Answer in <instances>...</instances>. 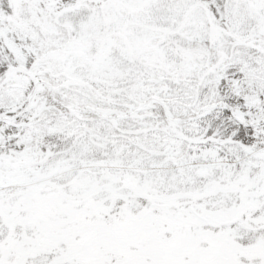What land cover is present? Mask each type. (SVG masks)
Listing matches in <instances>:
<instances>
[{"label": "rangeland", "instance_id": "obj_1", "mask_svg": "<svg viewBox=\"0 0 264 264\" xmlns=\"http://www.w3.org/2000/svg\"><path fill=\"white\" fill-rule=\"evenodd\" d=\"M24 1L0 0L28 20L0 14V116L21 132L8 155L0 134V264H264V176L252 190L157 106L125 117L159 96L190 136L229 96L261 110L264 0Z\"/></svg>", "mask_w": 264, "mask_h": 264}, {"label": "trees", "instance_id": "obj_2", "mask_svg": "<svg viewBox=\"0 0 264 264\" xmlns=\"http://www.w3.org/2000/svg\"><path fill=\"white\" fill-rule=\"evenodd\" d=\"M40 6H63L65 2L73 3L77 0H39ZM92 5L97 6H105L106 4L102 0H89ZM108 2V0H106ZM114 1V0H110ZM212 1V0H211ZM215 5L219 3L220 0H213ZM46 2V5L44 4ZM53 2H59L55 4ZM28 1L25 0L22 5L27 4ZM3 6V5H2ZM1 6V7H2ZM6 6V5H5ZM0 14L1 19L3 18V22H6L7 25L11 24L13 27L21 25V22H27L28 20L23 17L19 13L18 10L13 12L11 8H1ZM108 7V6H107ZM110 7V6H109ZM35 17V12H34ZM36 18H40L37 15ZM11 22V23H10ZM17 32H14L12 35H15ZM0 81H2L5 76L8 75V72H14L16 68H14L13 56L9 51L8 45L4 46L1 41L2 37L0 36ZM76 44L73 43L72 46ZM32 61V60H31ZM30 64V63H29ZM33 65V63L31 64ZM35 86L39 85L40 90L49 89V92H53V88L49 86V84L44 82L35 81ZM35 86L33 87L34 91L32 92L35 96H33V100L36 95L39 93L36 92ZM36 86V87H37ZM227 99V100H226ZM219 102H217L216 108L213 106H204L199 109L198 114L195 117H206L212 114L214 110H219L223 113V117L218 119L215 124H210L207 127L203 128L204 130L199 132V134L195 135H186L184 133L185 130L190 131L189 119H175L173 115H171L169 104L160 99L159 96H152L146 100L142 107H145L144 111L138 108H130L129 115L126 114L125 117L130 118L132 120H137L142 123V116L149 112V110H153V114L155 117L159 116L157 107L160 108L163 113V117L167 122V127L172 128V133L177 136L178 140L181 141H194L198 139L203 142L204 148H210L212 146L216 147L218 150V162L221 160L224 161L223 166H229L230 170L233 171L234 174L242 175V178L245 176L248 177L250 184L254 185L252 190L255 188V181H258L260 177L264 176V142L262 137L259 134V130L263 127L264 129V93L260 95V102L262 103L263 108L261 110H254L253 108L247 109L241 106L234 107L232 104L235 102L231 100V97H227ZM31 101V103L33 102ZM229 100V101H228ZM28 109L32 108V104ZM85 111L90 117L95 118L100 115V113L93 111L91 109H82ZM261 111V112H260ZM13 115L0 116V134L5 142L4 152L6 155L16 152L15 143L19 142L20 138L17 136H21V132H16L17 127H10V120ZM104 120V119H103ZM178 125V126H174ZM214 125V126H211ZM193 131L188 132L191 134ZM215 141V142H214ZM236 150H233L232 148ZM257 159V162H249L250 159ZM245 166L247 167L246 170ZM238 181L237 178H235ZM236 201V200H234ZM228 205H231L228 204ZM190 214L194 216L193 211H190ZM249 230V229H248ZM261 232H256L254 235H259ZM253 235V236H254ZM242 243H249L252 237H242Z\"/></svg>", "mask_w": 264, "mask_h": 264}]
</instances>
